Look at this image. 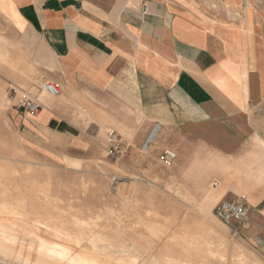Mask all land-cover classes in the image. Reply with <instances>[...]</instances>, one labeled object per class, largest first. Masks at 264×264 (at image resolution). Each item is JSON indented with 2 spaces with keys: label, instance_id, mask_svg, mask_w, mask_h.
<instances>
[{
  "label": "crops",
  "instance_id": "0c3cea01",
  "mask_svg": "<svg viewBox=\"0 0 264 264\" xmlns=\"http://www.w3.org/2000/svg\"><path fill=\"white\" fill-rule=\"evenodd\" d=\"M19 85L38 114L8 106ZM3 115L24 163L57 167L123 128L136 146L150 135L147 152L173 149L175 175L218 173L222 197L264 217V0H0Z\"/></svg>",
  "mask_w": 264,
  "mask_h": 264
},
{
  "label": "rangeland",
  "instance_id": "374dc122",
  "mask_svg": "<svg viewBox=\"0 0 264 264\" xmlns=\"http://www.w3.org/2000/svg\"><path fill=\"white\" fill-rule=\"evenodd\" d=\"M31 86L8 87L10 109L18 108ZM4 117L0 116V218L38 231L44 240L68 247L70 255L87 250L94 264H264L263 215L248 212L239 238H232L215 215L214 207L222 199L246 202L245 196L232 191L222 197L225 189H220L218 173L208 180L175 175L174 166L159 159L162 148L145 151L143 145L150 146L152 140L136 146L131 142L134 134L123 128L124 132L114 128L127 146L121 159L109 153L104 134L110 128H99L94 136L98 149L69 150L57 167L36 159L24 163L23 151L16 152L18 130L9 128ZM210 192L214 197L208 200ZM90 236H96L99 246ZM7 244L16 249L14 242ZM24 251L35 257L31 247ZM13 257L0 253V264H21Z\"/></svg>",
  "mask_w": 264,
  "mask_h": 264
},
{
  "label": "bare ground",
  "instance_id": "6f19581e",
  "mask_svg": "<svg viewBox=\"0 0 264 264\" xmlns=\"http://www.w3.org/2000/svg\"><path fill=\"white\" fill-rule=\"evenodd\" d=\"M148 139L151 141L150 135ZM213 197L214 193H208V200ZM35 221L43 224L40 219ZM18 225L17 222H14V219L9 217L6 219L0 218V253L14 256L13 258L16 257L21 264H94L93 257L89 251L84 250L76 255H70L68 247H58L57 244V246L54 245L53 241L44 240L38 231L28 230L23 226L18 227ZM90 238L96 247L99 246L96 236L95 238L90 236ZM9 242H14L16 249L8 246L7 243ZM28 246L33 249L31 252L34 253V258L31 257L32 254L30 252L25 253L24 248Z\"/></svg>",
  "mask_w": 264,
  "mask_h": 264
},
{
  "label": "built area",
  "instance_id": "2783aa9c",
  "mask_svg": "<svg viewBox=\"0 0 264 264\" xmlns=\"http://www.w3.org/2000/svg\"><path fill=\"white\" fill-rule=\"evenodd\" d=\"M39 92H46L51 96H57L60 93L59 85L53 80H46L38 86ZM18 106L28 115H36L41 109V102L38 99V94H33L30 91L26 92L18 101ZM109 141V153L116 159H121L126 155L127 146L122 140L119 132L110 128L107 130ZM177 157L176 152L171 148H165L159 155V159L166 166H171ZM118 177H113V182H118ZM217 185V181L213 182ZM214 213L217 218L229 228L232 238H239L245 226V217L248 213V207L245 199L237 200H221L214 207Z\"/></svg>",
  "mask_w": 264,
  "mask_h": 264
}]
</instances>
